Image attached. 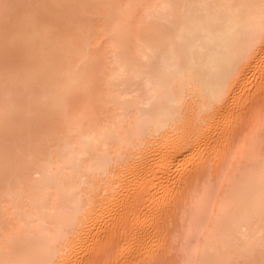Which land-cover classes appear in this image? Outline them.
<instances>
[{"label": "bare ground", "instance_id": "6f19581e", "mask_svg": "<svg viewBox=\"0 0 264 264\" xmlns=\"http://www.w3.org/2000/svg\"><path fill=\"white\" fill-rule=\"evenodd\" d=\"M263 72L264 0H0V264H87L132 215L163 245ZM262 134L185 206L184 264H264Z\"/></svg>", "mask_w": 264, "mask_h": 264}, {"label": "rangeland", "instance_id": "374dc122", "mask_svg": "<svg viewBox=\"0 0 264 264\" xmlns=\"http://www.w3.org/2000/svg\"><path fill=\"white\" fill-rule=\"evenodd\" d=\"M261 76V79L260 77L259 79L257 78L259 81L255 80V82L257 81L256 84L253 83L254 85L250 87L249 90H252L251 93L249 94L248 91V94L244 95L249 97L248 100H244L245 102H243L242 98L243 103L241 104V107L237 109L235 118L230 123V133L228 134V136H225L222 141H219L214 144L213 149L204 157L202 163L195 167V169H190L191 174L189 176L188 181L179 185L176 191V195L179 194V197H177L176 199L175 196V204L172 203L174 199L171 200L172 202L170 201V204L164 203V205H166V210L164 209V205H162L164 210L162 212V208H159L161 210L158 211L159 209L153 208L154 205L149 202V206L152 207H148L146 211H150L151 209L152 212L158 211L160 212V214L162 213L161 216L157 212L156 219L158 217L159 220H156L153 217V221L152 216L149 218V222L153 225V227L155 226L154 228L151 226L150 223L149 224L151 226L150 230L152 228L151 231L153 232V235H157L156 240H159V242L161 241L163 245L159 246V243L156 241V243L158 244L156 247L157 249L155 248V250L153 251L148 250L146 247V243L143 241L145 240L147 242V240L142 238L139 239V237L141 236H136L137 233V235H139V227L137 225L132 226V221H137L138 223L139 220L138 217L135 218L134 215H132V217L135 219L131 218V224L128 225L130 222L129 218L128 222L126 220L127 224L121 221L122 223L120 222V225L117 228L113 229V234L110 237L104 238L100 242V251H96V256L93 257V259L91 258V260H88L87 264L185 263L184 261L187 258V255L185 254L186 252L184 251L183 247L179 246L180 244L176 241L177 239H175L177 238L176 236H179L180 233H183L186 228L185 225L187 222H185L182 218V212L185 206L189 203L197 187L203 181L209 178L214 180L215 182L218 180L220 173H222V169H224L223 167L228 164L229 156H227V154H231L229 150H232L234 147L236 148L239 145H237V143H240L243 138H247L250 134L252 135V132H255V134L258 133V135L260 136L261 133H264V127L260 128V132L262 131L261 133L259 132V130H257L258 126H260L259 123H264V72ZM262 135L264 136V134ZM234 150L235 149H233L232 151ZM167 206H171V208L169 207L170 209L167 210ZM145 207L146 206H142V208ZM165 211H169L170 213L166 212L167 214H164ZM131 226L132 228H134L135 226V229L138 228V230L131 229ZM133 232H135L133 236L134 239L132 238ZM157 232H159V235L156 234ZM135 240H139V245H137ZM141 240L143 241V243H141ZM130 244H132L133 246Z\"/></svg>", "mask_w": 264, "mask_h": 264}]
</instances>
